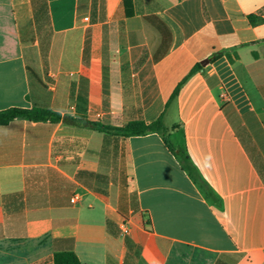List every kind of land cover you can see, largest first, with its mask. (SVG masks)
I'll use <instances>...</instances> for the list:
<instances>
[{
  "label": "crops",
  "instance_id": "crops-1",
  "mask_svg": "<svg viewBox=\"0 0 264 264\" xmlns=\"http://www.w3.org/2000/svg\"><path fill=\"white\" fill-rule=\"evenodd\" d=\"M250 16L264 0H0V112L62 117L0 125V264H264V22ZM163 114L214 196L161 135L88 124Z\"/></svg>",
  "mask_w": 264,
  "mask_h": 264
},
{
  "label": "trees",
  "instance_id": "trees-1",
  "mask_svg": "<svg viewBox=\"0 0 264 264\" xmlns=\"http://www.w3.org/2000/svg\"><path fill=\"white\" fill-rule=\"evenodd\" d=\"M154 22L161 29H165L164 24L157 18H153ZM252 25H258L264 22L263 19H257L250 16ZM223 54H217L216 58L221 57ZM202 66L197 64L189 74L179 83L171 98L168 101L167 107L177 98L183 85L197 73ZM27 119L30 121H53L58 122L62 119L61 115L55 111L34 107L33 109L11 108L0 112V125H7L15 119ZM76 122V120H72ZM93 128L99 129L106 133H114L118 137L129 138L134 136H146L149 134H159L163 137L168 149L178 158L182 169L187 172L189 177L208 195L214 196L212 188L201 176L197 167L193 164L187 151H180L174 147L170 140V132L164 125V114L152 123H146L142 120L131 121L121 128H111L101 126L96 123H88ZM54 264H82L74 252H59L54 256Z\"/></svg>",
  "mask_w": 264,
  "mask_h": 264
},
{
  "label": "water",
  "instance_id": "water-1",
  "mask_svg": "<svg viewBox=\"0 0 264 264\" xmlns=\"http://www.w3.org/2000/svg\"><path fill=\"white\" fill-rule=\"evenodd\" d=\"M209 61H210V60L207 59V60L203 61V62L201 63V65H202V66H205V65H207V64L209 63Z\"/></svg>",
  "mask_w": 264,
  "mask_h": 264
},
{
  "label": "built area",
  "instance_id": "built-area-1",
  "mask_svg": "<svg viewBox=\"0 0 264 264\" xmlns=\"http://www.w3.org/2000/svg\"><path fill=\"white\" fill-rule=\"evenodd\" d=\"M75 201V200H74ZM128 232V230H125V233H127Z\"/></svg>",
  "mask_w": 264,
  "mask_h": 264
}]
</instances>
